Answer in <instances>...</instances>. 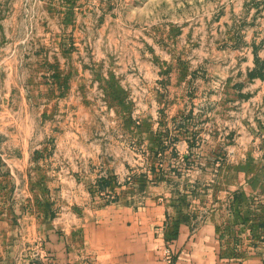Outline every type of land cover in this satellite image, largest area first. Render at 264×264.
I'll return each instance as SVG.
<instances>
[{"label": "rangeland", "instance_id": "rangeland-1", "mask_svg": "<svg viewBox=\"0 0 264 264\" xmlns=\"http://www.w3.org/2000/svg\"><path fill=\"white\" fill-rule=\"evenodd\" d=\"M233 32L255 37L257 45L262 41L264 0H0V87L7 88L10 77L21 89L25 80L36 93L31 120L47 125L62 122L59 100L72 89L81 91L90 123L120 147L114 153L124 161L122 179L107 181L124 188L105 193L104 204L120 195L135 203L147 187L163 183L177 188L174 205L189 211L183 187L192 168L213 174L207 190L214 189L222 168L243 173L246 184L264 173V99L236 97L241 88L209 82L205 68H194V61L205 59L223 63V75L234 71L241 56L227 51L234 46ZM189 73L194 82L179 102L182 114L170 117V92L165 88L156 100L148 90L151 80L166 86ZM42 103L49 112L40 120ZM189 131L196 150L201 141L212 145L206 163L181 161L184 153L176 146ZM233 201L238 207L240 194ZM248 210L236 212L250 219ZM182 211L177 222L187 218Z\"/></svg>", "mask_w": 264, "mask_h": 264}, {"label": "crops", "instance_id": "crops-1", "mask_svg": "<svg viewBox=\"0 0 264 264\" xmlns=\"http://www.w3.org/2000/svg\"><path fill=\"white\" fill-rule=\"evenodd\" d=\"M230 42L234 46L227 51L241 56L234 71L223 75V63L205 59L194 61V68H205L208 81L241 88L236 97L264 99V91L251 90L264 89V70L263 78L249 76L257 69L253 49L264 61V37L257 45L255 37L233 32ZM187 64L178 66V75ZM11 81L9 77L7 88L0 87V264H164L166 249L175 264H264V173L246 184L243 173L222 168L214 189L207 190L213 174L192 168L183 187L189 211L174 205L177 188L163 183L147 187L135 203L120 195L118 201L104 204L109 199L105 193L118 194L124 188L103 186L113 177L122 179L124 161L114 153L120 147L90 123L89 103L81 91L72 89L59 100L62 122L47 125L44 120L39 125L31 120L36 93L25 80L21 89ZM193 82L190 73L166 86L153 79L148 90L159 95H153L158 100L167 88L174 101L169 116L176 117ZM40 107L41 120L49 109ZM191 131L176 146L183 150L181 161L206 163L212 145L201 141L196 150ZM260 179L263 182H256ZM235 194L242 199L238 207ZM210 204V214L203 216ZM180 210L187 215L183 222H177ZM237 210H248L251 218L240 219Z\"/></svg>", "mask_w": 264, "mask_h": 264}, {"label": "trees", "instance_id": "trees-1", "mask_svg": "<svg viewBox=\"0 0 264 264\" xmlns=\"http://www.w3.org/2000/svg\"><path fill=\"white\" fill-rule=\"evenodd\" d=\"M253 54L255 56V68H257V72L255 70V72H251L249 73V76H253V75H257L260 78L263 77V70H264V61H260L257 57H256V49H253ZM108 182L103 183V186L107 185Z\"/></svg>", "mask_w": 264, "mask_h": 264}, {"label": "built area", "instance_id": "built-area-1", "mask_svg": "<svg viewBox=\"0 0 264 264\" xmlns=\"http://www.w3.org/2000/svg\"><path fill=\"white\" fill-rule=\"evenodd\" d=\"M163 262L164 264H175L173 261V256L169 250H164L163 253Z\"/></svg>", "mask_w": 264, "mask_h": 264}]
</instances>
